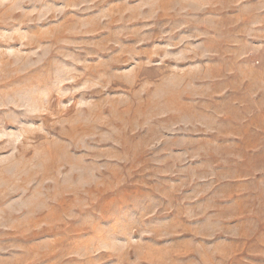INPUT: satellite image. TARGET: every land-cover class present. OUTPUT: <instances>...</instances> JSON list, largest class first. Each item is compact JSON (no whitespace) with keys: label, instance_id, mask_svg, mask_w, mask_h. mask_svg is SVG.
<instances>
[{"label":"rangeland","instance_id":"1","mask_svg":"<svg viewBox=\"0 0 264 264\" xmlns=\"http://www.w3.org/2000/svg\"><path fill=\"white\" fill-rule=\"evenodd\" d=\"M258 97L264 0H0V264H264Z\"/></svg>","mask_w":264,"mask_h":264},{"label":"crops","instance_id":"2","mask_svg":"<svg viewBox=\"0 0 264 264\" xmlns=\"http://www.w3.org/2000/svg\"><path fill=\"white\" fill-rule=\"evenodd\" d=\"M253 102L264 104V98H255ZM249 115L247 112L243 120L245 129L240 135L242 140L232 148L233 152L238 153L231 160V164H239L238 175L222 182L223 190L227 191L224 200L227 203L222 207L235 210L232 216L256 221L255 232L264 235V108L255 113L254 119ZM251 137L254 141H251ZM231 164L223 168H234ZM259 239L262 241L259 246L264 250V237Z\"/></svg>","mask_w":264,"mask_h":264}]
</instances>
